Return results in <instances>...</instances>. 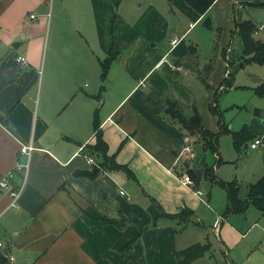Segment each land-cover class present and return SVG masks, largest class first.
I'll use <instances>...</instances> for the list:
<instances>
[{
	"label": "crops",
	"instance_id": "1",
	"mask_svg": "<svg viewBox=\"0 0 264 264\" xmlns=\"http://www.w3.org/2000/svg\"><path fill=\"white\" fill-rule=\"evenodd\" d=\"M250 1L217 0L201 16L185 0H0V176L29 164L18 206H11L9 196L0 202V238L15 257L11 264H178V251L210 234L221 243L225 263L264 264L262 238L248 240L229 223L233 215L224 217L227 195L220 209L209 207L211 192L205 195L201 186L208 165L193 156L189 169L184 163L186 146L193 154V145H203L172 119L166 102L185 104L193 114L196 108L206 129L215 132L217 117L209 110L215 94L249 91L259 113L246 122L255 140L264 142V97L255 93L264 84V65L242 67L244 44L236 28L246 20L264 24V8H252ZM206 18L222 37L209 74L211 61L203 68L189 59L198 38L187 42L195 27L207 29ZM237 35L238 67H250L253 85L237 84L231 70ZM254 37L264 41V31ZM112 52L103 81L101 63ZM230 73L234 87L225 91L222 83ZM194 74L206 88L198 97L190 82ZM96 122L109 153L117 154L128 173L103 171L88 154ZM252 143L260 162L249 185L264 176V144L252 149ZM24 146L33 147L30 155L21 153ZM95 167L100 168L95 179L76 175L93 174ZM190 169L201 172L195 190L182 183ZM160 208L168 215L187 210L190 218H157ZM248 210L264 236V214ZM194 217L204 236L191 244L180 236L188 235Z\"/></svg>",
	"mask_w": 264,
	"mask_h": 264
},
{
	"label": "trees",
	"instance_id": "2",
	"mask_svg": "<svg viewBox=\"0 0 264 264\" xmlns=\"http://www.w3.org/2000/svg\"><path fill=\"white\" fill-rule=\"evenodd\" d=\"M186 3L191 6L198 14L201 16H205L210 8L214 5L217 0H185ZM249 1V0H248ZM248 5L252 8H264V2L252 0ZM204 26L208 30H213L211 20L206 18L204 20ZM237 30H239L240 35L242 37V41L244 44L243 49V64L242 67H245L249 64H257L264 65V41L257 40L254 35L256 33V25L250 21L246 20L241 24H237ZM197 51L196 48L191 47L189 53V59H193L192 56ZM115 59V53L112 54L101 63L102 65V74L101 78L104 81L107 78L109 65ZM189 65V63H187ZM213 69L212 63L206 68L207 73L209 74ZM201 74V73H200ZM204 82L205 78H202ZM223 86H225V91L232 89L233 82L231 73L228 77L223 81ZM255 93L259 97H264V84H261L259 87L255 89ZM167 111L173 120H176L181 127L190 135L199 137V142L203 145L204 151H211L214 155L220 154V138L224 134H230L233 137V143L238 153L243 149H246L249 142H253L256 138L255 134L252 132L248 125H245L239 132H233L229 126L224 124L223 112L219 109V94H215L214 101L209 105L210 112L217 117L218 121V130L213 132L209 129H206L204 124L203 116L198 112V110L194 109V114L190 117H187L182 106L175 100L168 99L167 101ZM96 135L95 142L92 145L87 146L88 154L92 155L96 159V163L103 171H111V172H127V166H122L117 162V154H110L109 147L107 142L104 139V134L102 130H99V125L96 122ZM221 159L217 160V164L221 163ZM189 165V164H188ZM186 166L189 169V166ZM206 165V164H205ZM204 172H206L207 180L210 183H217L223 186L227 195V207L224 212V217H229L231 215L242 214L244 215L250 207L257 208L262 214H264V176L261 177L256 183L250 184L248 186V192L245 199H242L240 196L241 187L236 181L224 182L222 180H218L214 174V168H209L205 166ZM100 173L95 175L92 172H80L76 175L79 176H87L91 179H95L99 176ZM189 175L191 178L199 182V176L195 174V172L190 169ZM185 212L188 214L191 213L187 210H182L179 214L176 215H168L164 212L162 208L158 213V217L161 218H172V219H180L183 222H187L190 217L185 218ZM156 221V220H155ZM154 221V222H155ZM104 223H113L117 224L120 227L122 226L121 222L117 219H105ZM133 243V242H132ZM131 245L128 248H131ZM211 244H202L197 243L192 245L191 247L178 251L177 260L178 264H191L192 262L205 257L208 251H210ZM0 264H10V262L0 255Z\"/></svg>",
	"mask_w": 264,
	"mask_h": 264
},
{
	"label": "rangeland",
	"instance_id": "3",
	"mask_svg": "<svg viewBox=\"0 0 264 264\" xmlns=\"http://www.w3.org/2000/svg\"><path fill=\"white\" fill-rule=\"evenodd\" d=\"M188 27L189 26L187 24L184 26V29L187 30ZM190 32L188 34H190ZM220 35L221 33L219 32L218 28H215L213 30L203 29L202 24L192 30V33L188 37L187 42L190 39H196V37L198 38L197 41L199 44H193V46L197 48V51L192 56V58L197 61L198 66L204 65V68L211 61L214 70L216 66V55L217 53H220V50L217 51V44H219L220 39H222ZM241 47L242 42L237 35L233 40V44L231 45L230 50V52L232 51L230 55L232 59L231 70L235 73L237 84L242 83V85H253V82L255 80L254 77L251 78L249 74L250 67H246L245 69H241L240 67H238V60L240 58L238 56L241 53ZM236 70H239V72L237 73ZM190 82L193 85V91L196 93L195 97L201 96L202 93L205 94L206 88L195 74L192 78H190ZM253 98H255L253 93L244 90L228 91L227 93H223L219 98V106L220 109L224 112L225 122L230 124L233 132H239V130L243 128L245 124L249 126L248 122L246 121H249L250 118H255L254 114L257 112L258 108H256L253 104ZM181 106L184 109L187 117L192 116V109H188V106L185 104H181ZM238 106H246V109L240 111L238 109L240 107ZM210 125H212V123ZM233 142L234 141L232 135L224 134L221 136L220 157L222 158V162L219 164H217L216 156L212 154L211 151H206V153H204L200 144L193 145V157H195L196 160L204 159L209 168H214L216 179L222 180L224 182L236 181L241 187L240 196L242 199H245L247 195V186L252 181V173L255 169V166L259 164L260 158H257L252 154V151L249 148L251 142L248 143L246 149L240 151L241 153H238ZM185 158L186 159L184 163L185 165H188L190 163V160H192V156L190 154H186ZM201 186L205 195L208 192H211L209 207H212L215 210L220 209L221 205L226 204V191L223 186L216 183L213 185V187H211L210 182H208L206 179L202 181ZM215 206L219 208H215ZM249 213H251V211L248 210L246 216L242 214L233 215L231 216V218H229V223L233 224L234 228L238 230L242 235L245 236V234H248V240L258 235V238H262L261 240L264 242V236L260 235L258 229L254 227V222L248 215ZM204 218V225L209 228V225H212L213 222L211 221L212 219H210V213L208 209L206 210V216ZM198 223L199 222L197 218L194 217L193 222L189 227L190 231L188 232V237L185 235L180 236L182 238V241L184 240V238H188V241L193 244L198 241L197 239L204 236V227H200ZM205 230L209 231V229ZM196 231H198L199 233H196ZM208 237V240L206 239L202 243L211 244L210 251L207 252L204 258L195 261L194 264H227L224 261L222 253L223 251L219 247V244L221 243L219 241L217 242L214 239V234H210Z\"/></svg>",
	"mask_w": 264,
	"mask_h": 264
},
{
	"label": "built area",
	"instance_id": "4",
	"mask_svg": "<svg viewBox=\"0 0 264 264\" xmlns=\"http://www.w3.org/2000/svg\"><path fill=\"white\" fill-rule=\"evenodd\" d=\"M35 14H32L30 16L31 19H35ZM264 31V24H261L256 27V33L263 32ZM19 61L25 63L24 58H20ZM264 142L262 139H257L252 143L251 147L252 149H256L257 147L263 145ZM33 147L31 146H24L21 149V153L25 155H30V153L33 151ZM186 154H192V149L188 145L185 148ZM91 163H93V160H90ZM29 169V164H19L17 165L13 170L10 172L3 174L0 176V202L3 199L4 196H9L12 199L11 206L17 207L19 200L21 198V195L26 187L27 184V173ZM182 183L190 188H193L195 190L196 182L191 178L189 174H186L182 178ZM195 193L203 197L204 193L201 191H195ZM121 194H125L124 191H121ZM0 255L4 258H6L10 264L15 261V257L10 252V248L7 245V243L0 238Z\"/></svg>",
	"mask_w": 264,
	"mask_h": 264
},
{
	"label": "water",
	"instance_id": "5",
	"mask_svg": "<svg viewBox=\"0 0 264 264\" xmlns=\"http://www.w3.org/2000/svg\"><path fill=\"white\" fill-rule=\"evenodd\" d=\"M19 45V44H17ZM15 45L16 48H18V46ZM259 112H256L255 115L257 116ZM100 171V168L99 167H95L94 168V171H93V174H96L97 172ZM195 174H198V176H200L201 172L199 170H194Z\"/></svg>",
	"mask_w": 264,
	"mask_h": 264
}]
</instances>
